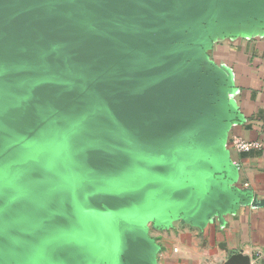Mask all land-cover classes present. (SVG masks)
<instances>
[{
    "label": "water",
    "instance_id": "obj_1",
    "mask_svg": "<svg viewBox=\"0 0 264 264\" xmlns=\"http://www.w3.org/2000/svg\"><path fill=\"white\" fill-rule=\"evenodd\" d=\"M184 1L0 0V251L155 264L149 224L203 220L186 145L211 120L171 90Z\"/></svg>",
    "mask_w": 264,
    "mask_h": 264
},
{
    "label": "crops",
    "instance_id": "obj_2",
    "mask_svg": "<svg viewBox=\"0 0 264 264\" xmlns=\"http://www.w3.org/2000/svg\"><path fill=\"white\" fill-rule=\"evenodd\" d=\"M174 93L191 99L192 117L210 125L186 145L205 182L184 181L212 198L202 221L170 218L147 226L155 264H264V0H186L180 9ZM233 136L262 144L237 152ZM94 248L121 259L99 240ZM94 249L63 264H96ZM0 264H20L12 249Z\"/></svg>",
    "mask_w": 264,
    "mask_h": 264
},
{
    "label": "built area",
    "instance_id": "obj_3",
    "mask_svg": "<svg viewBox=\"0 0 264 264\" xmlns=\"http://www.w3.org/2000/svg\"><path fill=\"white\" fill-rule=\"evenodd\" d=\"M232 147L240 153H248L254 149H261L262 144L255 141H249L239 136H233L231 140ZM258 264V263H252Z\"/></svg>",
    "mask_w": 264,
    "mask_h": 264
},
{
    "label": "snow or ice",
    "instance_id": "obj_4",
    "mask_svg": "<svg viewBox=\"0 0 264 264\" xmlns=\"http://www.w3.org/2000/svg\"><path fill=\"white\" fill-rule=\"evenodd\" d=\"M2 179H3V175H2V172H0V180ZM11 186L12 185H9L7 183L3 184V187H11ZM68 242L83 244V242L81 241L72 240V239L68 240ZM89 246L92 247V245H89ZM100 252L101 250L99 248H94V254L98 256V260L96 261V264H116V261L111 260L108 254L101 255ZM37 264H40V262H37Z\"/></svg>",
    "mask_w": 264,
    "mask_h": 264
}]
</instances>
